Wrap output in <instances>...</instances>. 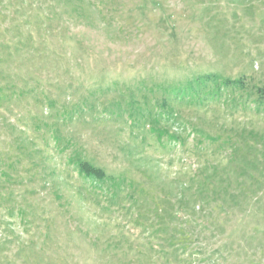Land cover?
Instances as JSON below:
<instances>
[{"label":"rangeland","instance_id":"374dc122","mask_svg":"<svg viewBox=\"0 0 264 264\" xmlns=\"http://www.w3.org/2000/svg\"><path fill=\"white\" fill-rule=\"evenodd\" d=\"M207 72L264 87V0H0V264H176L149 215L187 232L186 264H264V164L207 140L264 146V114L175 105L202 134L185 146L125 121L181 133L138 103ZM206 161L223 194L195 206Z\"/></svg>","mask_w":264,"mask_h":264},{"label":"trees","instance_id":"16d2710c","mask_svg":"<svg viewBox=\"0 0 264 264\" xmlns=\"http://www.w3.org/2000/svg\"><path fill=\"white\" fill-rule=\"evenodd\" d=\"M166 94L170 95L164 97L161 101L157 99L155 102L151 100L150 103H138V107L141 109L142 115L144 114V108H146L148 109L147 113L151 112L150 109H154V111L160 110L163 115H166V120H171L172 118H175L174 124H176L178 128H180H177V130L181 133L176 134V132L174 133V131L171 132L168 131L166 128H163V126H161L162 121L158 120L159 118L153 119L156 122V126L159 127L158 129L151 127L150 129L147 128L142 130L145 124L147 123V119L146 117H144V115L141 120L145 124H142L141 121L139 122L141 123L142 127H135L137 124L134 123V118L125 119L126 122L129 121L128 124L131 126L129 128H135L134 130L141 131L144 135H146L147 132L155 133L156 130L159 131V134H157V139L159 141L162 142L163 136H165L168 141L174 140V142H177L178 144H183L182 146H185L186 143L188 144V141L184 140V134L190 135V133H195L199 135L201 131L196 127L197 125L195 123H192L189 119H187L188 122H183L182 120L183 126L180 125L178 120L181 119L180 116L182 114L178 111L179 109H177L176 106L184 105L188 108H204L208 107L209 105H217L220 106V108L222 106L221 109L227 112L228 110L234 108L233 110L235 111L236 109L241 110L243 112L251 110L256 115L264 114V87L253 85L251 82L245 80L243 77L232 79L230 77H223L214 72L200 73L198 75H195L193 79H190L189 81L185 82V84L175 87ZM248 100L250 102H248ZM229 106H231V108H229ZM241 133L245 132L243 131ZM246 133L247 136L248 134H250L248 132ZM200 136H202V134H200ZM204 138L205 137H203L202 139ZM196 140H198V142L202 145L204 144L202 143L204 141L200 139ZM196 140H194V142ZM207 140L212 142H218L217 146L223 149L226 148L228 150L229 159L225 165L228 168L230 166L232 167L233 165L236 166L241 164V170L246 169L247 167L256 170L257 168L261 169V166H263L262 164H264V146L262 144V139L259 140L251 138L250 141H253V144L258 143V146L248 145L249 150L246 152V154L239 153V147L234 141L230 143L228 139L223 140L222 137L221 140L218 141L217 138L212 136H210ZM194 149L198 151V149L196 148V144L194 146ZM254 154L259 156H255ZM78 162L79 170L84 173V175H86L87 177H95L98 179L102 178V170L93 167L87 162L80 160H78ZM223 179L224 178L218 172V166L210 164L209 161H206L205 164L201 165L198 170H194L193 174L190 173V182H197L196 187L193 188L192 191L187 192V195L189 196V199L192 200L193 205H202V202L205 201L206 198L209 199V197H211V199L213 200L217 193L220 194L221 197L223 193H220L221 189L219 191L218 183L224 181ZM183 192L184 189L182 188V195L180 196V199L184 198L185 196ZM179 202L180 204H182V200H180ZM153 213L154 211L152 212V214ZM151 216L152 215H149L143 218V220L145 221L144 224H147L144 226L147 231L146 236L154 237L156 235L157 239H161L163 241V244L165 245L167 250L164 249V251H161V247L156 246L157 249L151 247L149 251L155 250L157 253L163 254L165 258H167L168 256L172 257V259L175 258L176 260L173 261L176 264H186L187 261L185 260L183 253L184 247H186V243H188V241L186 242L188 237L187 232L180 229H171V231L167 233V229H157L153 227L155 221L152 219L153 216ZM154 216L156 218L159 217L157 216V213H154ZM158 223L164 226L161 221H158ZM146 231L144 230V232ZM159 234L163 236H160ZM145 253H147V251H145ZM165 263L169 264L168 260L166 261L165 259Z\"/></svg>","mask_w":264,"mask_h":264}]
</instances>
